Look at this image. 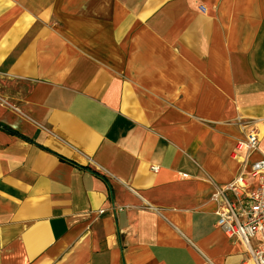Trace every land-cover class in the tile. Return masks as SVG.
Instances as JSON below:
<instances>
[{
	"label": "crops",
	"instance_id": "obj_1",
	"mask_svg": "<svg viewBox=\"0 0 264 264\" xmlns=\"http://www.w3.org/2000/svg\"><path fill=\"white\" fill-rule=\"evenodd\" d=\"M249 133L264 0H0V264H253L213 199Z\"/></svg>",
	"mask_w": 264,
	"mask_h": 264
},
{
	"label": "built area",
	"instance_id": "obj_2",
	"mask_svg": "<svg viewBox=\"0 0 264 264\" xmlns=\"http://www.w3.org/2000/svg\"><path fill=\"white\" fill-rule=\"evenodd\" d=\"M236 149L238 174L213 197L217 225L230 239L245 246L253 264H264V154L256 160L250 157L259 150L255 133L237 141Z\"/></svg>",
	"mask_w": 264,
	"mask_h": 264
},
{
	"label": "bare ground",
	"instance_id": "obj_3",
	"mask_svg": "<svg viewBox=\"0 0 264 264\" xmlns=\"http://www.w3.org/2000/svg\"><path fill=\"white\" fill-rule=\"evenodd\" d=\"M256 155H257V153L255 152V153H251L250 154V157H252L254 160H256ZM216 194V193H215Z\"/></svg>",
	"mask_w": 264,
	"mask_h": 264
},
{
	"label": "rangeland",
	"instance_id": "obj_4",
	"mask_svg": "<svg viewBox=\"0 0 264 264\" xmlns=\"http://www.w3.org/2000/svg\"><path fill=\"white\" fill-rule=\"evenodd\" d=\"M35 10L33 9H29V15H31V14H35V12H34ZM236 151H237V149H236Z\"/></svg>",
	"mask_w": 264,
	"mask_h": 264
}]
</instances>
